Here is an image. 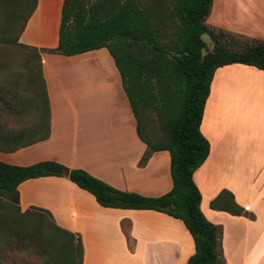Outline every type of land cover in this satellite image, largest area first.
Instances as JSON below:
<instances>
[{
  "label": "trees",
  "instance_id": "16d2710c",
  "mask_svg": "<svg viewBox=\"0 0 264 264\" xmlns=\"http://www.w3.org/2000/svg\"><path fill=\"white\" fill-rule=\"evenodd\" d=\"M212 4L213 0H64L58 45L41 51L73 56L109 50L136 118L138 136L148 146L141 163L153 152L168 150L173 187L163 195L147 196L118 189L82 168L70 169L55 160L30 165L0 160V197L14 204L17 211L12 215L10 210L0 219V238L7 245L19 242L24 249L39 254L41 264H83L81 238L76 242L74 234L60 227L50 211L35 206L22 211L19 205L18 186L23 181L68 175L104 207L153 209L181 219L195 242V253L187 264H229L223 255V229L202 211V193L193 177L211 149L201 124L215 71L233 63L264 70V40L208 23ZM37 5L38 0H0V17L1 12L8 22L22 17L17 41L39 50L19 41ZM205 34L213 41L211 49L203 39ZM42 77L48 102L43 69ZM10 94L12 100L6 102L9 108L16 111L17 100L24 110L26 101L16 90ZM151 113L161 130L155 137L157 132L149 128ZM49 131L48 126L46 135L25 141L31 136L29 130L7 131L0 122V150L15 151L46 139ZM211 206L252 217L227 190ZM3 258L0 249V264H5Z\"/></svg>",
  "mask_w": 264,
  "mask_h": 264
},
{
  "label": "crops",
  "instance_id": "0c3cea01",
  "mask_svg": "<svg viewBox=\"0 0 264 264\" xmlns=\"http://www.w3.org/2000/svg\"><path fill=\"white\" fill-rule=\"evenodd\" d=\"M44 1L46 8L54 11V20L50 19L53 27L47 31V37L52 40L46 37V41L39 42L33 38V33L40 24ZM63 4L64 0H38L19 41L40 49L56 47ZM209 22L264 40V0H213ZM102 49L73 56L42 52L49 102V136L15 151L0 150V160L16 165L55 160L70 169L82 168L121 190L147 196L163 195L173 187L170 152H153L146 163H141L148 146L138 136L136 118L114 59L107 62L106 57L98 53ZM94 63H99L103 77V81L100 76L98 80L103 98H99L97 92L91 93L97 79L92 77L93 84L88 76L99 75ZM220 70L225 77L236 74L238 82L235 85L217 82ZM251 84L253 95L262 98L255 105L260 109L259 114L264 116V70L233 63L215 71L201 124L202 133L210 142V154L193 176L202 193L201 209L205 216L217 225H224V255L229 264H246L248 260L246 256L233 262L228 258L225 244L229 231L233 234L231 251L234 254L247 248L252 241L258 246L261 240L264 244V237L261 239L259 232H264V229L255 230L249 226L259 220V211L251 200L242 201L240 198L241 183L234 164L239 152L237 136L229 138L222 131V122L229 120L227 115L232 111V92L243 89L247 97ZM109 102L115 112L106 117L99 112L98 106H106ZM230 146L235 148L232 157L228 152ZM218 147L221 176L224 172V178L209 173L213 153ZM251 178L254 185L253 176ZM18 189L22 211L33 206L46 209L60 227L74 234L76 241L82 239L83 264H187L195 253L194 239L181 219L153 209L104 207L68 175L30 178L20 183ZM225 190L231 192L235 201L255 217L252 219L248 215H234L213 208L211 202Z\"/></svg>",
  "mask_w": 264,
  "mask_h": 264
},
{
  "label": "rangeland",
  "instance_id": "374dc122",
  "mask_svg": "<svg viewBox=\"0 0 264 264\" xmlns=\"http://www.w3.org/2000/svg\"><path fill=\"white\" fill-rule=\"evenodd\" d=\"M42 14L39 19L38 28L36 27L35 33H33V38L39 40V42L46 41L47 31L53 27L50 25V19L54 20L53 9L46 8V2H43V7L41 9ZM8 18L4 13L1 12L0 17V122L1 125L7 131L20 132L21 129L29 130L31 136H28L25 141L34 140L38 138L37 136H44L48 131V102L44 94V80L42 77V63L41 54L42 49L38 48H28L22 46L17 41V36L19 34L20 28L23 24V18L8 22ZM210 23V22H209ZM53 24V23H51ZM34 31V30H33ZM49 36V35H48ZM11 38V40H10ZM50 41L52 38L47 37ZM203 39L208 43V48L211 49L213 46V41L208 35H203ZM58 40V31L57 39ZM26 43V42H24ZM56 44V43H55ZM101 55L106 57V61L109 63L113 58L107 48L99 50ZM92 64V62H91ZM90 64V65H91ZM96 70H98L99 75H90L88 78L91 79L93 83V78L97 79L96 85L91 88V93L97 92L99 98H103V89L99 85V76L102 80V75L99 71V63H94ZM93 66V65H92ZM220 70V76L217 78V82L235 85L238 82V78L233 74L225 77L222 75ZM225 72H223L224 74ZM224 76V77H222ZM87 78V77H86ZM101 83V82H100ZM240 83V82H239ZM103 85V83H102ZM248 96L246 97L245 91L243 89L232 92L233 96L231 99L228 95V99L232 102L231 112L228 113L227 117L229 120H223L222 131L227 135L226 137L231 138V135L237 136L239 142L238 148L239 152L237 154L236 162L234 163L238 169V180L241 183L240 198L241 200L249 199L253 202L255 208L259 211V220L257 222L250 223L249 226L257 229H264V116L259 113L260 109H257L255 102L257 100H262V98L253 95V84L248 86ZM11 90H16L21 96L22 100L26 101V108L20 110V105L17 100L14 102V106L18 109L13 111L7 105V101L12 100ZM101 91V92H100ZM106 102H104L105 104ZM99 112H102L106 117L112 112L114 113V107L110 102L106 106L99 107ZM257 109V110H256ZM151 119L149 123V128L152 133H156L153 136L160 135L161 130L159 127V122L155 114L151 113ZM227 121V122H226ZM221 131V132H222ZM220 135H218V138ZM20 143V139L16 144ZM229 156L235 155V148L233 146L228 147ZM225 155V154H224ZM220 151L219 147L213 153L211 160V168L209 173L218 177H225L224 172L221 176V166H220ZM6 162V161H5ZM10 163V161H7ZM230 164V163H229ZM253 176L254 185L251 184ZM231 179V178H229ZM228 181V180H227ZM135 192V191H134ZM11 213L17 214L16 206L11 204L5 197H0V219ZM250 217V216H249ZM254 213L252 217L254 218ZM222 227V225H219ZM246 227V223L244 224ZM20 227V225L18 226ZM261 232V239L264 237V232ZM229 239L226 242V254L230 260H242L243 256L248 257L246 264H264V244L262 240L258 245L250 243L247 248L239 249L236 254L233 253V234L229 231ZM223 237V236H222ZM76 241V238H75ZM77 242V241H76ZM222 240V248L224 255V246ZM244 245V243H243ZM0 249L4 255L3 261L5 264H41L42 257L29 250L23 248L19 242L14 243V246H9L5 243L3 239L0 238ZM225 257V255H224ZM259 259V260H258ZM234 264H242L241 262H236Z\"/></svg>",
  "mask_w": 264,
  "mask_h": 264
}]
</instances>
